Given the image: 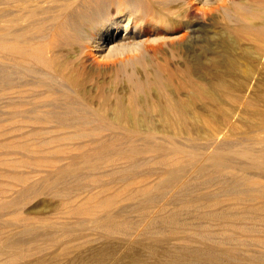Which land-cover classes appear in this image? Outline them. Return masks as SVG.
I'll list each match as a JSON object with an SVG mask.
<instances>
[{
	"label": "bare ground",
	"instance_id": "bare-ground-1",
	"mask_svg": "<svg viewBox=\"0 0 264 264\" xmlns=\"http://www.w3.org/2000/svg\"><path fill=\"white\" fill-rule=\"evenodd\" d=\"M7 2L14 11L9 16L0 12V91L42 88L38 98L43 104L22 110L23 94L18 90L14 108H19L10 115L11 125L0 122V136L20 133L23 128L16 123L27 121L55 124V130L63 133L47 138L37 130L29 133L34 139L3 143L0 166L6 171L0 172V195L16 189L20 197L10 204L0 203V214L13 213L23 223L37 218L43 225L46 218L33 217L23 206L49 191L66 195L65 214L79 229L88 225L108 234L116 229L143 230L156 242L184 239L200 226L224 231L240 229L246 220L264 223V112L256 109L260 123L246 134L261 132L258 140L227 143L222 141L226 135L219 136L218 145L206 155L188 143L196 136H214L226 129L234 132L239 111L250 106L245 98L254 75L264 72V0H241L246 11L230 21L223 17L212 29L203 19L219 5L207 7L199 0H0L2 6ZM182 30L189 33L188 40ZM125 34L136 39L161 36L167 38L168 47L153 49L150 64L134 81L117 82L121 73L98 63L97 56ZM113 71L117 74L113 81L100 79ZM234 76L241 80L230 81ZM25 77L30 82L22 85ZM106 131L113 137L94 143L93 138ZM179 136H185L187 144L179 143ZM89 138L86 144H72ZM140 156L151 160L141 161ZM117 161L125 166L112 177L122 175L103 185L105 190L94 192L83 184L101 178L91 171ZM150 163L163 166L158 181L134 188L137 180L149 176L138 170ZM192 182L214 190L194 198L189 189ZM120 183L117 191H109L112 184ZM126 201L135 205L134 220L117 211ZM62 231L69 238L55 242L67 250L79 238L70 235L68 227ZM15 245L1 243L0 255ZM188 254L191 260L186 256L172 260L228 264L212 251ZM8 256L17 260L26 254L13 251ZM250 258L249 264H264L262 254ZM28 264L53 261L39 257ZM129 264H138L137 259L131 257Z\"/></svg>",
	"mask_w": 264,
	"mask_h": 264
},
{
	"label": "rangeland",
	"instance_id": "rangeland-1",
	"mask_svg": "<svg viewBox=\"0 0 264 264\" xmlns=\"http://www.w3.org/2000/svg\"><path fill=\"white\" fill-rule=\"evenodd\" d=\"M2 11L9 16L10 14L13 13L14 7L8 2L4 6L0 4V12ZM222 21H223V15L219 12V8L214 9L211 12V15L209 14L208 16H206L205 19H203V22L207 24V26L211 29L213 26H218L217 23ZM181 33L182 35H186V40H188L187 38L189 37V33L187 32V30H182ZM193 45L196 46L194 43ZM196 48H198V45L195 47V49ZM115 76H117V74H115V71H113L112 73H109L104 77L101 76L100 79L108 78V80L113 81L114 79H116ZM119 79L120 78L116 79L117 82L120 81ZM237 79H239V76L236 77L234 76L232 77V79L230 78V81L235 82L237 81ZM29 82H30L29 77H25L23 78V80L20 81L22 85L27 84ZM117 87L119 88L122 86L117 85L115 88ZM12 88H8L4 91H0V122L5 125H11L10 115L16 112L19 108V107H16V109L14 108L15 107L14 103L18 101L17 98L20 97V94H18L19 91L21 95L23 94L22 95L23 97L19 99L23 101L24 107L21 106L22 110H31L32 108H35L43 104L42 100H39L38 98V94L43 92L42 88L35 89V88H29L27 86H23L21 88H15V87L13 89ZM24 93H26V95H24ZM235 94L238 95L237 92H235ZM245 101L248 102L250 106L247 108L243 107L242 110L239 111L238 115L240 117H236L235 118L236 120L234 121L236 126L234 132L229 131V129H226L222 132V134L224 133L223 135L221 133H215V135L213 136L212 133L211 135L206 134L205 136H196L191 142H188L189 145H192L193 147L197 148L199 152L201 151L200 153L206 155L210 153L211 150L214 149V147L217 144L216 138H218L219 136L223 137L224 135H226V137L224 136L222 141L227 143H237L240 141H245L247 139H253V140L260 139V137H262L263 135L261 132L253 133L255 135L257 134V136L253 134L248 136L246 134L250 130L252 125L258 122L260 123V117L255 114L256 109L261 110L260 112L262 113L264 112V72L257 73L254 75L253 87L248 92ZM198 106L197 107L199 109H203L202 105L199 104ZM226 106H228L227 102H226ZM208 107L210 108L211 106ZM16 125L17 126L20 125L19 127L21 129L23 128L22 131L20 133L19 131L10 132L9 134L2 133V135L0 136L1 137L0 141L2 142V143L0 142V146H1L0 151L2 146L4 145L3 143H7L10 141L15 142V141L34 139L36 136L33 135L31 137V134H29L31 131L42 130L44 132L42 133V135L47 138L53 136L54 137L59 136L62 135L63 133L62 131H58L57 129L55 130L54 127L55 124H51V125L40 124L34 121L33 122L27 121L22 123H16ZM200 127L204 128L202 123L200 124ZM52 131H56V132H52ZM235 133L237 134L236 136L234 135ZM24 134H28V135H24ZM112 137L113 134L111 132L106 131L103 132L100 135V137L93 138V141L94 143L95 142L99 143L100 141L103 140H109ZM91 139L92 138L79 139V140L76 139L77 141L75 140L72 144L74 145L86 144L89 141H91ZM177 141L179 143L187 144V140L185 139V136H179L177 138ZM255 149H259V147H255ZM138 159L141 161L151 160L149 156L146 157L140 156L138 157ZM61 163H64V161ZM58 165H63V164L59 163ZM122 165L125 166L124 164H122L121 161L113 162L108 165H103L102 167L97 168L94 171H91L93 172L94 175L97 174L96 176H101L99 180H97L96 182H90L86 180L84 181L83 184L86 187L93 189L94 192H97L98 190L100 191L103 189V185L108 184V182L111 181V179L114 178L115 180H117V177H121L122 174L120 173L117 176L112 177V173L120 171L123 168ZM162 168H163L162 165L153 164V163H150L149 165L140 168L138 170L139 173L149 172L148 174L149 176L137 180L134 183V188L148 186L151 185L153 181L154 182L158 181L157 174L162 170ZM3 171H6V169L3 166H0V172ZM91 172L86 171L85 173H91ZM36 178L37 177L35 176V178L33 179L35 180ZM2 181L3 180L0 178V182ZM40 186H41L40 181H37L36 188H39ZM120 186L121 183L116 185L112 184V187L108 189L111 192H115L119 188H121ZM189 189L191 190V196H193L194 198L202 197L204 194L208 192L212 194L211 190H214V188L210 189V187H207L206 189V187L203 184H200L199 182L197 183L192 182L189 186ZM7 190H9V188ZM19 197H20L19 193L16 192V189L9 190L5 194L0 195V203L6 202L5 204H10ZM65 198L66 195L64 194L55 195L48 191L42 195H38V197L35 198L32 197L30 201L24 204L23 210L25 211L28 209L27 211H31L33 217H35L36 215L37 216L41 215L42 217L46 218L43 225L40 224L41 222H39L37 218H30L28 223L25 222L23 223V221L17 222L16 219L17 216H15V214L13 213H9V215L8 212L0 214V244L5 242H11V243L13 242L16 244L15 246L12 247L11 246L6 248L3 247L4 253L0 255V264H28L31 260L37 259L39 257H43L46 260H50L51 263L53 261V264H129L131 257L136 258L138 264H186V263H177L174 261L175 259L174 260L172 259L173 257L175 258L176 256H186L187 260H191L192 257H190V254L188 253H192L197 250H201L203 253L207 251H212L214 253H217L219 259L222 261H228L227 262L228 264H249L250 263L249 259H251L250 256L252 254L264 255V241H262L263 239H261V241L258 239L259 237H264L263 222L260 223L259 221H255V220L254 221L246 220L244 222L245 223L244 227L240 229L229 227L230 229L227 228L224 231H221L215 226H210L206 228L200 226V228H197L196 230L188 231L186 235H184L185 236L184 239L174 238L171 239L168 243L166 241L156 242L149 234L145 233V231L143 230L142 232L139 230L130 232L129 230L126 229H124L123 231L116 229L113 231V233L108 234L102 230L93 229L91 226L88 225L79 229L73 224L75 220L73 218L67 217V215L65 214V210L68 205L67 202L64 201ZM62 201L65 202L66 204H63ZM55 203H57L56 204L57 206L56 205L54 206ZM40 205L41 208L38 209L37 207H39ZM63 205L66 206L63 207ZM120 205L121 206L118 207L117 211L119 210L129 220L136 219V216L138 214L134 212L133 208L135 205L133 202L126 201V202H122ZM35 206L37 207L34 208ZM195 223H201V222L196 221ZM64 227H68V229L70 228V233H69L70 235L73 234L78 236L77 238H79L77 239L78 241L77 240L73 241V244H71L69 249L67 250H65L63 246L61 247L57 245L55 242L56 240L59 243L69 238V236H67L68 234H65L62 231ZM13 251L24 252L26 256L25 258L15 260L14 258L8 256L12 254ZM157 251L159 252L157 253ZM162 251L165 252L162 253ZM96 254H98L99 256L98 255L96 256ZM199 260L201 262L206 261V259L204 258H200Z\"/></svg>",
	"mask_w": 264,
	"mask_h": 264
},
{
	"label": "clouds",
	"instance_id": "clouds-1",
	"mask_svg": "<svg viewBox=\"0 0 264 264\" xmlns=\"http://www.w3.org/2000/svg\"><path fill=\"white\" fill-rule=\"evenodd\" d=\"M199 2L212 8L219 5V12L229 21L236 13L246 11L241 0H199ZM161 46L168 47L167 38L154 36L136 39L125 34L120 41L108 46L101 55L97 56L98 63L114 66L116 72L121 73L120 81L132 82L150 64L152 50Z\"/></svg>",
	"mask_w": 264,
	"mask_h": 264
}]
</instances>
